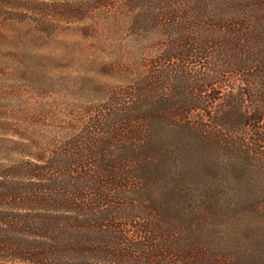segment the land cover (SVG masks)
<instances>
[{"label": "trees", "instance_id": "1", "mask_svg": "<svg viewBox=\"0 0 264 264\" xmlns=\"http://www.w3.org/2000/svg\"><path fill=\"white\" fill-rule=\"evenodd\" d=\"M25 23L121 31L139 77L52 152L0 119V264H264V0H0Z\"/></svg>", "mask_w": 264, "mask_h": 264}, {"label": "rangeland", "instance_id": "2", "mask_svg": "<svg viewBox=\"0 0 264 264\" xmlns=\"http://www.w3.org/2000/svg\"><path fill=\"white\" fill-rule=\"evenodd\" d=\"M88 26L58 23L51 32L40 34L28 23L0 28V119L20 125L19 139L34 152L54 151L59 136L83 123L86 111L99 109L116 88L128 86V78L139 77L137 61L121 58L126 36L121 31L87 35ZM119 62L125 67H109ZM219 178L216 185H225ZM230 180L226 179L229 185ZM213 223L199 230L249 229L242 227L247 224L243 215L229 211Z\"/></svg>", "mask_w": 264, "mask_h": 264}]
</instances>
